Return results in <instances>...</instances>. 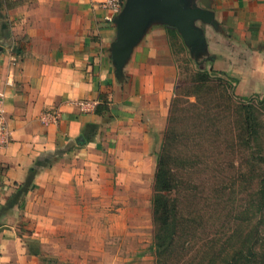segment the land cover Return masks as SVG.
I'll list each match as a JSON object with an SVG mask.
<instances>
[{
    "label": "crops",
    "instance_id": "crops-1",
    "mask_svg": "<svg viewBox=\"0 0 264 264\" xmlns=\"http://www.w3.org/2000/svg\"><path fill=\"white\" fill-rule=\"evenodd\" d=\"M102 1L0 0V88L13 136L0 148V264L43 251L24 220L42 221L47 190L49 205L58 196L81 204L84 174L106 168L107 152L140 160L159 149L178 78L168 25L148 29L118 77L110 52L116 28ZM211 4L218 25L201 23L215 44L225 35L216 64L238 77V93L264 92V0ZM78 98L96 104L82 111ZM105 99L108 110L98 113ZM55 108L60 120L45 124L41 112Z\"/></svg>",
    "mask_w": 264,
    "mask_h": 264
},
{
    "label": "rangeland",
    "instance_id": "rangeland-1",
    "mask_svg": "<svg viewBox=\"0 0 264 264\" xmlns=\"http://www.w3.org/2000/svg\"><path fill=\"white\" fill-rule=\"evenodd\" d=\"M169 29L178 78L159 149L140 160L121 156L119 149L107 152L106 168L84 174L85 188L76 193L81 204L72 199L65 205L58 196L49 205L47 190L42 221L24 220L25 230L38 232L34 249L41 242L43 251L40 258L28 255L16 264H243L239 253L264 249V92L238 93V77L220 71L224 62L216 60L224 59L225 35L218 44L207 37L205 50L195 54L176 28ZM249 103L259 122L253 135L245 125ZM162 152L174 179L169 194L178 210V231L160 254L152 196ZM49 210L56 219L48 218Z\"/></svg>",
    "mask_w": 264,
    "mask_h": 264
},
{
    "label": "water",
    "instance_id": "water-1",
    "mask_svg": "<svg viewBox=\"0 0 264 264\" xmlns=\"http://www.w3.org/2000/svg\"><path fill=\"white\" fill-rule=\"evenodd\" d=\"M113 22L116 36L110 52L118 77L123 75L135 46L154 23L176 28L195 54L207 47V38L199 22L218 25L211 0H125Z\"/></svg>",
    "mask_w": 264,
    "mask_h": 264
},
{
    "label": "trees",
    "instance_id": "trees-1",
    "mask_svg": "<svg viewBox=\"0 0 264 264\" xmlns=\"http://www.w3.org/2000/svg\"><path fill=\"white\" fill-rule=\"evenodd\" d=\"M170 30L171 29H169V31ZM220 71L230 76V74H228L227 72L223 70ZM176 100L177 97H174L171 105L172 107L170 109L171 115L173 111H175ZM107 110L108 104L107 100L105 99L102 103L98 104L96 111L98 113H104ZM258 124L259 122L256 117L255 107L252 103H249L245 109L246 128L253 135V133L257 129ZM167 144L168 140L166 132L162 144L164 150L167 147ZM261 159L262 160L260 161V165L264 167V157H261ZM32 170L34 169L32 168ZM174 188L175 184L172 177V172L168 166L166 155L164 152H162L157 157L154 193L152 196L153 220L155 224L154 244L157 248L158 253L160 254L171 246L178 231V210L174 200H172L171 195L169 194ZM253 249V247H249L246 251H242L241 254L239 253L240 259H243L245 261L243 264H264V249L262 248L261 252L255 251Z\"/></svg>",
    "mask_w": 264,
    "mask_h": 264
},
{
    "label": "built area",
    "instance_id": "built-area-1",
    "mask_svg": "<svg viewBox=\"0 0 264 264\" xmlns=\"http://www.w3.org/2000/svg\"><path fill=\"white\" fill-rule=\"evenodd\" d=\"M125 0H103L101 6L108 10L109 20L113 18L122 10ZM4 92L0 88V148H5L10 145L13 136L7 120L6 109L4 106ZM74 103L79 106L82 111H89L92 106L96 104L94 100L88 98H78ZM61 118L60 108L49 109L41 112L40 119L45 123H56Z\"/></svg>",
    "mask_w": 264,
    "mask_h": 264
}]
</instances>
